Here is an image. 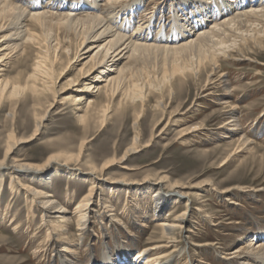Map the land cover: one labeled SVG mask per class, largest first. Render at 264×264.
<instances>
[{"label": "rangeland", "instance_id": "374dc122", "mask_svg": "<svg viewBox=\"0 0 264 264\" xmlns=\"http://www.w3.org/2000/svg\"><path fill=\"white\" fill-rule=\"evenodd\" d=\"M47 1L49 0H22V4H33V2L45 4ZM50 1H53L57 5H63L64 7L68 6L71 10L73 9L71 13H79L82 10L84 12L93 10L98 13L102 12L103 14L105 10V7L101 6L104 0H96L98 4L96 9L89 7L91 4L89 1L93 0H86L87 5L83 7H79V2L82 0ZM170 1L172 0H166L163 4L164 8H157L152 13L154 14L152 18L154 24L151 31L148 32L149 36L153 37L157 33L156 31L160 29L161 32H158L157 35H167L169 39L173 29L171 27L174 18L173 14L178 12V15H180V10H186L187 6L190 5V3H188L187 5L181 6L182 9L179 8L180 10H176V5L174 6L175 3L170 6ZM180 1L182 0H175V2ZM208 1V7H213L211 6L214 5L212 1ZM126 2H130V0H126ZM219 3L223 5L221 0H219ZM152 5L153 2H151V0H141L134 15L125 18H122L125 16V14H121L123 12L122 10H120L118 15L113 13L115 24L112 23V25L116 26L118 24V26H120L121 22L125 20L132 22L126 27V32L129 34L137 26L138 21L146 23L149 26L152 23H148L151 17L148 18V15H145L144 12H152ZM171 9L174 10V12L170 11ZM66 11L67 10H63V12ZM182 18V16H179L180 20ZM184 22L185 20L180 21V23ZM163 23H165L166 26L162 29ZM144 32L146 33L147 30L143 31V33ZM9 33L10 30H3L0 36H7ZM57 35L59 40L62 41V49L58 50L54 56L50 55L52 61L55 63L51 64V61H49L50 59H48L46 61L47 68L53 67L51 68L53 71L50 70L52 73L49 74L48 78L43 77V81H50L49 85L53 87L51 88L56 93L60 91L59 89H62V87L68 84V80H75L78 78V69L83 62L86 61L85 59L70 64V69L68 68L66 71V73H68L64 77H60L62 73L60 70L64 69L66 66L65 64L68 63L67 58L72 55L71 52L65 55L64 48L69 47V49L72 50L75 38L70 35L68 40L69 43H66L67 40L63 38L64 35H62L60 31ZM3 42L8 41L3 40ZM49 50L50 54L54 51L53 48ZM96 50L97 48L93 49L90 53ZM56 54H58V57ZM248 57H251L249 61L247 60L248 62L242 59H225L222 61L220 70L227 73L226 78L229 83L227 91L222 85H218L216 82H207L208 84H206L207 72L210 70V67H207L208 71L202 68L200 72L197 71V73L193 71L187 72L185 77L175 75L170 78L169 72H171V69L167 67V64L165 68V66L160 67L162 66V64L160 65L161 62H159V64L148 62L147 65H149L150 68L145 64L142 65L138 63L137 66L145 67L143 68L144 74L141 80H146V84L151 81L154 82L155 80V82L158 81L159 85H161V88L154 87L147 90L149 92L143 105L140 103L141 101H136L135 108L126 104V108L121 113L120 111H116L115 108L117 107L116 105L120 97H114L111 99L108 108L112 116L109 117L108 123L99 130L101 124L97 118H92L87 126L88 129H85V125L83 123L81 124L79 119H77V113L73 110L74 107L72 102L54 103L55 106L49 110L50 112L48 111L45 114L42 120V126L37 138L18 144L13 149L12 154L5 160L3 159V151L6 149V138H8V134L14 133L17 138H29L28 136L34 129L36 123L34 121L36 108L38 112V114H36L41 117L48 105L47 102L53 99L54 93L49 90L48 92L50 93L47 92L46 96L43 95L41 97L42 99L40 98V106L33 105L29 100L28 102L30 104L28 102L25 104L18 103L16 107L12 105L13 103L11 104L8 101H4L0 109V160L2 161H0L2 185L0 190V212L2 214L5 213V219L4 222L0 224V264H62L61 258L53 254L48 248H52V243L49 240V243L46 242L45 225L42 223L41 216L36 209H33V221H29L30 215H27L26 200H28L27 197H30V195L24 196V185H34L31 179L32 176L34 177V174L30 173L29 175L28 173L22 172V170L14 171L10 169L17 161L19 163L32 164L38 168H41L46 162L44 166H47V164L49 165L46 172L39 171L35 174L38 175L42 173L41 175L43 176L41 179H44L46 176L50 178H46L42 181L43 183H41V185L35 187L44 191H51L52 198H55L54 200H58V202L67 208L68 215L71 216V232L67 234V237L69 236V239L77 241L76 245L78 244V247H80L76 255V259L79 262L78 264H106L103 260L105 254H107L105 252H110L115 255L119 254L117 252H121L128 248H130L127 252L128 257L132 258L136 251L143 248L142 243H144L145 240H148V238H159L161 234V229L157 226L159 221L167 217L165 223L173 224L172 220L175 218V215L185 211L186 200L188 208L192 207V209L194 208L195 210L199 207L201 210L199 212L196 210L197 214L191 216L190 220L192 221L189 231L177 234V240L179 241L178 243H180L179 248H184L186 253L191 255L192 259H194L192 264H227L225 262L226 259H224L225 254L214 251V245L212 246L211 244L220 242L227 245L229 247H227L228 249L233 250L247 239H250L244 235L247 234L244 231L249 233L247 234L248 236L253 232L255 233V231L263 234L258 237L255 236L253 239L254 243L264 239V49L259 51V55L251 53ZM31 61L32 57L28 58L23 56L11 59V64L3 73V78L15 77L18 73L25 75L31 69L30 65L33 63V61ZM193 67L195 68L194 71H196L197 68L195 65H193ZM161 68H164V70L167 71L166 75L169 76L165 80L163 86L162 83L164 81L160 82L161 76L163 77V69ZM218 70L219 69H217V71ZM156 74L157 78L160 79L155 78ZM195 74L197 77H195ZM215 75L217 77L218 73ZM215 75L212 77L214 78ZM51 77L54 78V84L52 83L53 80H50L52 79ZM216 77L214 79H216ZM180 79L183 84L181 87L177 84ZM169 81L174 84L171 95L168 93L170 86ZM154 84L155 83H153V85ZM203 84L204 86H202ZM72 88L73 89L61 94L58 99L61 98L62 95L73 94V90H75L76 87ZM207 92H211V94H206ZM27 95L29 97V93H27ZM91 98L97 101V103L100 102L101 104H105V99L100 94H94ZM215 99H218V102ZM220 99H226L230 102L229 104L238 107L236 109V114L240 122L241 130L243 131H241V134L244 133V136L248 139H253L254 142L248 151L244 150L245 152H238L236 155L229 157V160L223 165H221L222 160L231 154L236 145L234 143V137L223 138L219 135L221 132L220 125L226 120V115L223 112L225 108L220 104ZM158 100L165 109H162L161 105H158ZM62 105L64 109L59 113L58 111L60 107H63ZM176 107L178 111L172 116L175 121H173L172 125L166 130L167 133L162 137L156 136L152 139V131L156 135L159 127L168 121L171 112L176 110ZM126 109L129 110H127V114L125 111ZM140 112H142V114ZM139 113L140 118L135 129L133 122L136 120L135 114ZM162 114L163 121L161 125L154 128V124ZM195 124L201 125V130L194 131L195 133L189 132L185 136L179 138V133L176 132L178 129H182V127L185 129ZM135 135L139 136L140 145H144L149 141L150 145L141 148V151L131 154L124 162L113 164L106 170V173L101 174L98 171L93 172L91 170L93 166L99 167V164H101L103 160L113 155L120 157L122 153L125 152L124 149L132 143V139ZM82 139L86 141V143L83 142V147L81 149L82 153L79 160H67V162L64 163L63 156H65L68 151L69 154H77ZM231 143L232 146H230ZM61 147L63 148L61 149ZM65 147L69 150L65 151ZM56 154H60L61 157H59L57 161H51L50 164L48 159ZM12 162H14V164ZM123 165L128 167L124 169ZM89 172H91L92 175ZM9 173H11L12 176L16 174L22 183L16 184L17 190L15 193H11ZM94 175H96L97 178ZM160 175H164L166 179H169V182H172L171 184L179 182L185 185L186 188L184 190L189 192L190 196L180 199L174 202V204H170L167 209L162 210L163 213L159 217L151 216L148 218L143 216L142 218L130 215L129 219L126 218L125 216L127 214L125 215L123 210L129 198L127 196L135 199V202L140 200L141 207L147 205V207H143V210H146V212L150 214L148 211V207H150L149 197L143 196L139 198L140 196L135 193L137 190L135 187L141 185L144 178L155 180L157 176ZM99 177L102 179H99ZM90 178L94 179L93 182H95L98 193L103 191V193L98 196L101 205L100 208L105 205H110L113 209L112 214H115V216L113 221L105 217L100 222L97 221L94 225L91 224L92 227H90V229L92 232L84 234L81 238V234L79 236V231L75 229L76 215L74 206H76L79 200H81V197L87 193L90 182L86 179ZM105 179L108 181L111 179H118L126 184L127 182H131V185H122V187L117 188L115 194L111 195L112 192L110 191L109 185L106 186L103 184V180ZM227 187L234 188L231 191V196H227V194H218L222 189ZM148 213L146 214L148 215ZM206 213L211 215V220L204 219ZM93 220L94 219H91V221ZM143 223H145L144 227H142ZM242 231L244 234H242ZM39 244H42L43 248L48 250H44L43 253L36 255L34 251ZM137 244L138 247H136ZM45 245L46 247H44ZM122 246H124V248ZM255 246L256 244L253 247ZM121 259H123V257H121ZM94 261L97 263H93ZM230 264L242 263L241 261H233Z\"/></svg>", "mask_w": 264, "mask_h": 264}, {"label": "bare ground", "instance_id": "6f19581e", "mask_svg": "<svg viewBox=\"0 0 264 264\" xmlns=\"http://www.w3.org/2000/svg\"><path fill=\"white\" fill-rule=\"evenodd\" d=\"M49 1L45 4L33 2V4L23 5L22 0H0V33L3 30H10V33L7 36H0V109L2 108L4 101H8L11 104L13 103L12 105H15L16 107L18 103L25 104L29 100L30 103H33V105L38 106L41 101L40 98L43 95L46 96L49 90L54 93L53 99L47 102L48 105L41 117L37 115L38 112L36 108L34 113V121L36 123L34 129L28 136L29 138H17L14 133L8 134V138H6V149L3 151L4 160L12 154L13 149L18 144L37 138L42 126V120L45 114L55 106L54 103L60 104L67 101L72 102L74 107L73 110L77 113V119H79L81 124L83 123L85 125V129H88L87 126L91 122L92 118H97L101 124L99 130L108 123V119H110L109 117L112 116L111 113H109L108 108L110 106L109 104L111 99L114 97H120L116 105L117 107L115 108L116 111H120L121 113L126 108V104L135 108L136 101H141L140 103L143 105L149 92L147 90L154 87L161 88V85H159L158 81H156V83L155 80L154 82H148V84H146V80H141V77L144 74L143 68L145 67L137 66L138 63L149 66L147 65L148 62H152V64H159V62H161L160 65L162 64V66L160 67H164L167 64V67L171 69V72L168 71L170 73V78L175 75L185 77L187 72L193 71L194 73H197V71L200 72V69L202 68L208 71V68L210 67V70L207 72V79L205 81L206 84L216 82L218 85H222L227 91L229 88V83L226 78L227 73L220 70L222 61L225 59H242L249 61L251 59V57H248L249 54L252 53L259 55V51L264 49V0H221L223 5L222 3H219V0H211L214 4L211 5L213 7H208V0H182L180 2L172 0L169 5L171 6L175 3L174 6L176 5V10L182 9L181 6L187 5L188 3H190V5L187 6L186 10H180V15H178V12L173 14V24L171 25L173 29L171 28L172 33L170 34L169 39L167 35H157L158 32H161L160 29L156 31L157 33L153 37L148 34L154 24V21L152 20L154 14L152 13L157 8L163 7L166 0H151V2H153V7L151 9L152 12H144V14L148 15V18L151 17L148 23H152L148 26L146 23L138 21L137 26L130 34L126 32V27L132 22L129 21V23L125 20L121 22L120 26H118V24L113 26L112 23H114L115 20L113 13L118 15L120 10H122L123 12L121 14H125L122 18L133 16L141 0H130V2H126V0H104V3L101 4L102 7H105L103 14L102 12L98 13L93 10H88L86 12L79 10V13H71L73 9L71 10L68 6L64 7L63 5H57L53 1ZM86 2V0L80 1L79 7L87 5ZM89 2L91 3L89 5L90 8L96 9L98 7L96 0ZM63 10L67 11L63 12ZM170 11L174 12L172 9ZM179 16L183 17L181 20H185L184 23H180L181 20L179 19ZM164 26H166L165 23H163L161 28L163 29ZM145 30H147V32H144V34L143 31ZM59 31L62 35H64L63 38L67 40L66 43H69L68 40L70 35L75 38L72 50L64 45L66 47L64 48L65 55L66 53L69 54V52H71L72 55L67 58L68 63L65 64L66 66L64 65L65 67L63 66L64 69L60 70L62 71L60 77H64L68 73H66V71L69 67H71L70 64L85 59L86 61H84L78 69V78L75 80H68V84L66 83L67 85L62 87V89H59L60 91L56 93L52 89L53 87H50V81H43V77L48 78L49 74L53 71L51 69L53 67L47 68L46 61L48 59H50L49 61H51V64L55 63L52 61V57H50V55L54 56L58 50L62 49V41L59 40L57 35ZM3 40H7L8 42H3ZM52 48L54 51L52 50L53 52L50 54L49 49ZM95 48H97V50L90 53ZM56 55L58 57V54ZM18 56L28 58L32 57L33 63L30 65V71H28L25 75L18 73L15 77L3 78V73L11 64V59L15 57L18 58ZM193 65L197 68L196 71H194L195 68ZM161 69H163V71L161 70L163 77L161 76V79L157 78L156 74L155 78L160 79V82L164 81L162 83L163 86L165 80L169 76L166 75L167 71L164 70V68ZM217 69L219 70L217 71ZM216 73H218L217 77L215 75ZM213 75H215L216 79H214L215 77H212ZM195 77H197L196 74ZM51 78L52 79L50 80H53L52 83L54 84V78ZM212 79L214 80L210 82ZM181 81L182 80L180 79L177 82L180 87L183 85ZM153 83L155 84L153 85ZM202 86H204V84ZM72 87H76L75 90H73V94L75 95L65 94L58 99L61 94L73 89ZM172 89H174V84L170 82L169 90L167 89L170 95L172 93ZM27 93H29V97ZM94 94L102 95L105 99V104L94 101L91 98ZM206 94H211V92H207ZM26 97L28 98L25 99ZM215 100L218 102V99ZM157 103L158 105H161L162 109H165L159 100ZM229 103L230 102L226 99H220V104L223 105V108H225L223 112L226 115V120L222 125H220L221 132L219 135L223 138L234 137L233 139L235 140L234 143L236 147L231 154L227 156V158L222 160L221 165L225 164L226 161L229 160V157L236 155L238 152H243L244 150L248 151L254 143L253 139H248L244 136V133L241 134L242 130L236 114V109L238 107ZM63 109L64 106L60 107L58 112L60 113ZM127 110L128 109L125 110L126 114ZM177 111V107L173 112L170 111L171 114L168 121H165L166 123L161 127L159 126L163 121L164 113L160 116L154 124V128L158 126L159 129L157 130L156 135L152 131V139L156 136L162 137L167 133L166 130L170 127V125H172V122L175 121L172 116L176 114ZM140 113L142 114V112ZM140 113L135 114L136 120L133 122L135 129L140 118ZM201 128V125L195 124L188 128L186 127L185 129L182 127V129H178L176 132L179 133V138H181L189 132L198 131L201 130ZM139 140V136L135 135L132 139V143L129 146L127 145L128 147L124 149L125 152L122 153L120 157L113 155L108 159L103 160V162L99 164V167L93 166V169L91 170L93 172L98 171L101 174L106 173V170H108L113 164L124 162L125 159L131 156V154L141 151V148L150 145V141L144 145H140ZM83 142L86 143V141L82 139L78 147L77 154H69L68 151V153L63 156L64 163H66L67 160H79L82 153L81 149L83 147ZM230 146H232V143ZM62 148L63 147H61V149ZM67 150L69 149L66 148L65 151ZM59 157H61L60 154L52 155L50 159H48V162L51 164V161H57ZM14 162L12 163L14 164ZM46 163L44 165H46ZM44 165L41 166V168H38L32 164L29 165L27 163H19L17 161V163H15L10 169H13L14 171L22 170V172L28 173L29 175L30 173L34 174V177H31L33 180L32 184L34 185H24V196L30 195V197H27L28 200H26L27 215H30L29 221H33L34 218L32 213L33 209H36L41 216L42 223L45 225L46 242L49 240L52 243V248L48 247L50 251L61 258L62 264H78L79 262L76 259V255L78 254L80 247H78V244L76 245L77 241L69 239V236L67 237V234L71 232V216L68 215L69 213L67 208L58 202V200L56 201L54 200L55 198H52L53 196L50 193L51 191H44L35 187L37 185H41V183H43L42 181L46 178H50L46 176L44 179H41L43 176L41 175L42 173L38 175L35 174L39 171L46 172L49 165ZM127 167L124 166L123 168L125 169ZM89 173L92 175L91 172ZM9 174L11 193H15L17 185L22 183L16 174L14 176H12L11 173ZM94 176L97 178L96 175ZM92 178L86 179L90 182L87 193L83 195L77 205L74 206L76 215L75 229L79 231L78 235L80 236L81 234V238L84 234L92 232L90 227H92L95 222H100L105 217H108L110 218V221H113L115 216V214H112L113 209L110 205H105L100 208L101 205L98 196L99 194L101 195L103 191L98 193L96 189L97 187H95V182H93L94 179ZM99 179L102 178L99 177ZM171 183L164 175L157 176L155 180H148L144 178L141 185L135 187L137 189L135 193L140 196L139 198L143 196L149 197L150 207H148V211L150 214L146 212V210H143V207L145 208L147 205L141 207L140 200L135 202V199L127 196L129 198L123 210L125 215L127 214L125 217L128 219L130 215L142 218L143 216L148 218L151 216L159 217L163 213L162 210L167 209L170 204H174V202L190 196L189 192L184 190L186 188L185 185L179 182H174V184ZM103 184L106 186L109 185V188L111 189L110 191L112 192L111 195H113L118 187H122V185H125L126 183H122L118 179H111L109 181L105 179L103 180ZM126 185H131V182H127ZM1 187L0 176V190ZM233 189L234 188L232 187H227L222 189L218 194H227V196H231V191ZM185 205V211L175 215V218L172 220L173 224L165 223V220L167 219V217H165L167 215H165V218L159 221L157 225L161 229L159 238H148V240H145L144 243L141 242L143 244V248L136 251L132 258H129L127 253L130 248L117 252L119 254L115 255L110 252H105L107 254H105V257L103 258L104 263L192 264L194 259H192L191 255L186 253L184 248H179L180 243H178L177 234L188 232L192 221L190 220L191 216L197 214V211L199 212L201 210L199 207L195 210L194 208L192 209V207L188 208L187 200ZM145 212L148 213V215ZM4 214L0 212V224L4 222ZM91 219H94V222L91 221ZM204 219L211 220V215L206 213L204 215ZM129 221L132 222L131 220ZM144 226L145 223L142 224V227ZM244 232L249 234L247 231ZM244 232L242 234H244ZM247 234L244 235L250 239H247L245 242L240 244L239 247L233 250L228 249L229 247L227 245L220 242H215L211 245H214V251L225 254L224 259H226L225 262L227 264H230L233 261H241L242 264H264V239L257 241V243H254L253 241L255 236L258 237L263 234L258 231H255V233L253 232L249 236ZM255 244L256 246L253 247ZM44 247H46V245ZM122 247L124 248V246ZM136 247H138V244ZM36 248L37 249L34 251L36 255L43 253L45 250L42 244L37 245ZM121 257H123V259H121ZM93 263L97 262L94 261Z\"/></svg>", "mask_w": 264, "mask_h": 264}]
</instances>
